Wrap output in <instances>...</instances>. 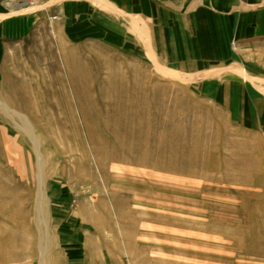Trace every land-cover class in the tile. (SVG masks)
I'll return each instance as SVG.
<instances>
[{"label": "rangeland", "instance_id": "rangeland-1", "mask_svg": "<svg viewBox=\"0 0 264 264\" xmlns=\"http://www.w3.org/2000/svg\"><path fill=\"white\" fill-rule=\"evenodd\" d=\"M66 1L0 0L24 19L0 36V264H264V32L239 46L227 16L221 64L187 67L62 43ZM145 117L164 150L127 133Z\"/></svg>", "mask_w": 264, "mask_h": 264}, {"label": "crops", "instance_id": "crops-1", "mask_svg": "<svg viewBox=\"0 0 264 264\" xmlns=\"http://www.w3.org/2000/svg\"><path fill=\"white\" fill-rule=\"evenodd\" d=\"M260 4L259 0H69L58 15L46 13V18L54 23L64 44L90 41L107 47L128 46L139 55L148 40L160 57L178 62L181 56L182 65L204 67L209 62L221 64L228 30L234 31L239 46L264 32L257 22L264 13ZM227 16L233 21L228 25ZM247 17L253 22L250 26L242 23ZM23 20L8 18L0 28L1 38L18 34Z\"/></svg>", "mask_w": 264, "mask_h": 264}, {"label": "bare ground", "instance_id": "bare-ground-1", "mask_svg": "<svg viewBox=\"0 0 264 264\" xmlns=\"http://www.w3.org/2000/svg\"><path fill=\"white\" fill-rule=\"evenodd\" d=\"M135 113H137V114L139 113V109L138 108H136V110H134L132 112L131 111L125 112L124 115H126L125 117H126L127 121H131L133 119ZM180 117H181V115H180ZM126 131H127L128 134H130V133H136V134L143 135L142 141H140L137 145L139 147H141V148H144L146 151L149 150V144L147 143V139L149 138V136H154L156 138V141L153 143V145L156 146L158 148V150H164V147L167 145V143L165 142V133L164 132L163 133H155V132H157L156 131V128H155V125H154L153 122H151L149 120L148 117H145L142 120V122H140L135 127H132V128H129L128 127L126 129ZM121 152H123V151H121ZM132 160H134L133 162H135L136 164H140V165H143V164H146L147 165L148 164L147 158L145 159L144 157L143 158H136V159H132ZM150 167H153L155 169L175 170L173 164H162V163H158V162H152V163H150ZM189 170H191V169H189ZM191 172H192V170L191 171H186V174L187 173H191ZM262 213H263V215L261 213H260V215H261V217L263 219L264 211H262ZM254 215L257 216V214H254ZM261 227H262V225L261 226L258 225V227H257L258 231H259V229L260 230H263V229H261ZM261 232H263V231H261ZM248 250L250 251L249 253L255 252V253L264 254V236H258V235L255 236V238H253L251 240V246L248 247Z\"/></svg>", "mask_w": 264, "mask_h": 264}, {"label": "built area", "instance_id": "built-area-1", "mask_svg": "<svg viewBox=\"0 0 264 264\" xmlns=\"http://www.w3.org/2000/svg\"><path fill=\"white\" fill-rule=\"evenodd\" d=\"M51 18H55V16H51Z\"/></svg>", "mask_w": 264, "mask_h": 264}]
</instances>
